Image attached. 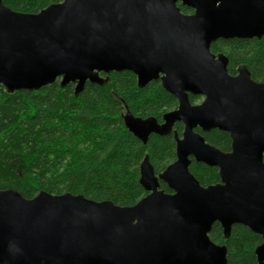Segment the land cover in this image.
<instances>
[{
  "label": "water",
  "instance_id": "obj_1",
  "mask_svg": "<svg viewBox=\"0 0 264 264\" xmlns=\"http://www.w3.org/2000/svg\"><path fill=\"white\" fill-rule=\"evenodd\" d=\"M263 37L264 0H61L37 14L0 0V86L8 93L59 80L78 96L88 82L105 85L102 74L128 71L140 88L160 81L178 100L162 124L128 112L130 133L147 144L184 125L162 173L144 158L148 194L134 206L0 190V264H228L227 246L210 239L215 224L226 239L235 225L260 235L255 254L264 264V82L246 66L230 74L229 59L211 51L217 41ZM198 129L228 133L231 151ZM193 160L217 168L220 182L202 186Z\"/></svg>",
  "mask_w": 264,
  "mask_h": 264
},
{
  "label": "trees",
  "instance_id": "obj_2",
  "mask_svg": "<svg viewBox=\"0 0 264 264\" xmlns=\"http://www.w3.org/2000/svg\"><path fill=\"white\" fill-rule=\"evenodd\" d=\"M60 0H3L11 10L37 14ZM184 14L193 10L182 6ZM211 51L229 59L228 70L237 74L246 66L254 81L264 82V37L217 41ZM105 85L87 83L78 96L75 85L65 88L58 80L40 90L8 93L0 86V190L12 189L27 199L44 191L52 195L70 193L88 199L111 201L131 207L147 196L140 184V166L146 156L156 175L176 160L175 135L182 137L184 125L177 123L167 136L151 135L147 144L128 131L124 116L163 123V116L178 108V100L160 81L140 88L128 71L103 75ZM201 98L190 96L192 104ZM207 143L230 152L228 133L197 130ZM191 173L204 187L220 182L217 168L194 160ZM161 188L171 193L163 182ZM210 239L228 248V264H257L255 250L260 235L235 225L228 239L215 224Z\"/></svg>",
  "mask_w": 264,
  "mask_h": 264
},
{
  "label": "flooded vegetation",
  "instance_id": "obj_3",
  "mask_svg": "<svg viewBox=\"0 0 264 264\" xmlns=\"http://www.w3.org/2000/svg\"><path fill=\"white\" fill-rule=\"evenodd\" d=\"M61 1V0H60ZM202 101V98H201V100L198 102V103H200Z\"/></svg>",
  "mask_w": 264,
  "mask_h": 264
}]
</instances>
